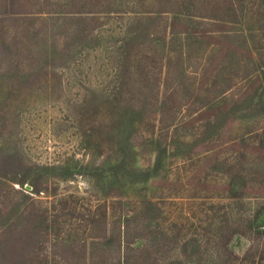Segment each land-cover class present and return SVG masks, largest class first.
I'll return each instance as SVG.
<instances>
[{"label":"rangeland","instance_id":"obj_1","mask_svg":"<svg viewBox=\"0 0 264 264\" xmlns=\"http://www.w3.org/2000/svg\"><path fill=\"white\" fill-rule=\"evenodd\" d=\"M122 224L264 264V0H0V264Z\"/></svg>","mask_w":264,"mask_h":264},{"label":"trees","instance_id":"obj_2","mask_svg":"<svg viewBox=\"0 0 264 264\" xmlns=\"http://www.w3.org/2000/svg\"><path fill=\"white\" fill-rule=\"evenodd\" d=\"M54 5H58V3L53 2H44L42 4L41 10H44V8H49V11H39V14H47L50 17L51 16H57V9H55ZM161 166V156L160 153H156V157L154 160V164L152 167V170L155 171L159 169ZM112 170H126V164L123 159H119L114 164H111ZM133 171L132 173H135L137 169L131 168ZM138 180L141 179H147L150 176L149 170H138L137 173ZM40 189L37 187H34V192H39ZM117 196V195H116ZM68 201L66 199H60L58 204L60 206V209L63 211V206ZM59 210V209H58ZM107 213L103 214L105 217ZM58 217V215H56ZM93 218H95L92 215ZM90 217L89 223L92 224L94 221ZM122 218V217H121ZM117 218V220H119ZM127 217H123V220H127ZM57 222V227L59 228V222L58 219H55ZM91 226V225H90ZM121 226H126V229H121L120 231L116 233H106L105 230L103 231L102 235H98L97 237L103 239L104 243L107 244L108 242L115 241L116 242V250L117 255L115 257H112L108 259L106 264H190L191 258H193L195 255H197V260L195 261V264H234L230 263V260H222L220 258L219 263H216V261L212 257H208L206 255H199V253L203 250V248L206 247V245L202 242V240L198 236H190L185 237L180 242V245L178 246V255L171 256V257H162L161 255H158V253L164 249V246L167 242H171L167 236H164V230L161 228L159 231L155 230V232H159L160 236L158 235H151L150 237H147L145 239V243H141L140 245H134L132 239L129 238L130 233L127 231V225L122 224ZM260 225H256L255 228H257V232L261 235L264 234V230H259ZM249 231L251 230V226H249ZM59 235V233H57ZM168 239V240H167ZM229 240V239H228ZM228 240L223 243L224 246L228 243ZM87 248V242L85 239L82 241L79 240H73V239H64L59 238L56 239V243L54 246L53 251V258L52 261L54 264H87L88 262V255L86 252ZM59 252L66 253L65 255H59ZM70 252V253H69ZM233 253L234 258L236 260V264H245L249 260L246 255H238L237 253ZM160 254V253H159ZM264 258V257H263ZM96 262H100V259H94ZM249 264H260L257 261H249Z\"/></svg>","mask_w":264,"mask_h":264}]
</instances>
